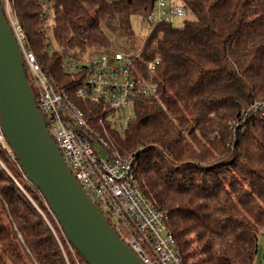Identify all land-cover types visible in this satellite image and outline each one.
<instances>
[{
	"label": "trees",
	"instance_id": "trees-1",
	"mask_svg": "<svg viewBox=\"0 0 264 264\" xmlns=\"http://www.w3.org/2000/svg\"><path fill=\"white\" fill-rule=\"evenodd\" d=\"M43 1L13 0L12 11L44 73L94 124L109 110L75 97L84 76L73 70L111 46L102 26L133 39L132 17L154 0H50L51 22ZM180 2L194 19L140 42L141 60L159 61L156 97L135 100L124 125L106 120L110 143L121 156L139 150V188L167 214L182 264H253L264 236V116L244 113L264 102V0ZM15 164L0 146V264H66L35 207L45 211L39 191Z\"/></svg>",
	"mask_w": 264,
	"mask_h": 264
},
{
	"label": "built area",
	"instance_id": "built-area-1",
	"mask_svg": "<svg viewBox=\"0 0 264 264\" xmlns=\"http://www.w3.org/2000/svg\"><path fill=\"white\" fill-rule=\"evenodd\" d=\"M113 1L108 0V3ZM174 1L154 0L152 11L141 18L154 28L186 17V8ZM1 4L27 70L31 92L36 96L37 108L73 178L143 264H182L167 227V214L158 210L139 188L135 173L139 150L121 156L110 143L106 125V120L124 125L132 116L130 110L135 100L156 97L154 78L159 61H142L139 43L135 50L106 49L79 63L73 71L83 73L84 77L75 90V97L109 110L107 115H97L92 124L65 92L57 90L54 80L44 73L28 49L26 37L12 11L13 0H2ZM50 4V0L42 2L47 22L53 18ZM47 50L49 54L54 52L52 47ZM62 66L66 68L67 63ZM256 116H264V102L253 103L244 113V117ZM0 146L14 160L1 126ZM35 207L54 235L66 264H69L67 254L75 264H81L47 202L44 200L45 211Z\"/></svg>",
	"mask_w": 264,
	"mask_h": 264
},
{
	"label": "water",
	"instance_id": "water-1",
	"mask_svg": "<svg viewBox=\"0 0 264 264\" xmlns=\"http://www.w3.org/2000/svg\"><path fill=\"white\" fill-rule=\"evenodd\" d=\"M0 126L26 178L86 264H143L73 178L49 136L0 1Z\"/></svg>",
	"mask_w": 264,
	"mask_h": 264
},
{
	"label": "rangeland",
	"instance_id": "rangeland-1",
	"mask_svg": "<svg viewBox=\"0 0 264 264\" xmlns=\"http://www.w3.org/2000/svg\"><path fill=\"white\" fill-rule=\"evenodd\" d=\"M174 2L177 4L181 3L180 0H175ZM186 18L189 20L194 19L193 16H191L190 14H187L186 17H184L182 19H176L175 21H173L172 25L176 28L177 27L179 28L182 26L183 20ZM51 21L52 20H50V22ZM131 25H132V29H133V32L135 35L133 36V39H131L129 41H125L124 39H117L115 36H113L111 34V32H109L108 30L105 29L104 26H102L103 29L105 30L107 36L111 40V46L109 45L106 49H112L113 48V50H118L120 48V49H124V50H127V49L135 50L136 46L139 45V43L141 41H143L148 36L150 31L153 29L150 25H148L145 22V20H143L141 17H136V16L132 17ZM131 44H134L133 48H131ZM130 112L131 113L133 112L132 109L130 110ZM10 160L12 162H14V160L12 158H10ZM14 166L16 167V170H18L19 173L22 175V177L25 179L22 171L20 170L19 165L15 164ZM39 197H40V200L42 202V207L44 208V200L40 196V194H39ZM253 264H264V236L262 238H260V241L258 244V249H257V254H256V257H255Z\"/></svg>",
	"mask_w": 264,
	"mask_h": 264
}]
</instances>
